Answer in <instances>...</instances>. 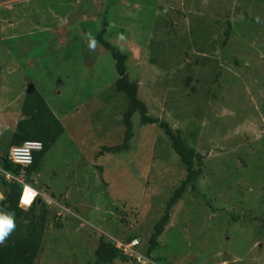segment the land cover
Instances as JSON below:
<instances>
[{
    "label": "rangeland",
    "instance_id": "374dc122",
    "mask_svg": "<svg viewBox=\"0 0 264 264\" xmlns=\"http://www.w3.org/2000/svg\"><path fill=\"white\" fill-rule=\"evenodd\" d=\"M105 19L149 115L205 155L150 264H264V0H0V159L29 81L65 127L32 176L57 213L38 263L88 264L100 234L146 242L187 174L160 124L138 112L129 148L103 151L123 143L128 105L114 59L87 40Z\"/></svg>",
    "mask_w": 264,
    "mask_h": 264
},
{
    "label": "trees",
    "instance_id": "16d2710c",
    "mask_svg": "<svg viewBox=\"0 0 264 264\" xmlns=\"http://www.w3.org/2000/svg\"><path fill=\"white\" fill-rule=\"evenodd\" d=\"M100 10H98V13H101ZM174 23L175 21L173 19L172 22H170V28L180 30L178 24ZM227 25L228 28L224 32L227 36L225 43H223L224 45L228 43L230 36L233 33L230 21H228ZM109 26L110 22L105 19L102 22L101 28L96 31L94 39L89 32L87 40L92 42L91 49H95V44H98L114 59L118 73L115 83L116 89L119 92L126 94L128 105L122 119L124 126L123 143L106 146L103 151L119 152L129 148V141L132 137L133 129L132 118L134 114L138 112L141 115L142 123L160 124V127L163 128L166 135L169 137L174 152L177 153L183 164L186 166L187 174L181 179L180 184L175 188L172 196L167 202L164 214L155 223L153 232L147 238L146 242H143V239L135 233L129 234L124 239H121V241L125 243L138 239L135 251L141 255V261H137L136 257H129L124 253L123 249L120 248L116 241L114 242V240L100 234L101 236L98 241V246L93 252L94 258L90 260L88 264H113L116 259L124 261L130 260L137 264H150L151 261L153 263L154 259H162V254L160 253V238L170 221V212L172 208L182 197H184L185 193L190 188L194 191L198 190L195 182L202 176V169L205 164L203 159L205 158V155L196 149L195 146H192L187 142L179 128L174 129L167 121L149 115V106L139 95V83L137 81H132L129 77V55L122 51L117 44L106 38ZM195 29L194 26H191L192 32H194ZM221 42L222 41H220V43ZM168 48L174 47L169 45ZM159 63L168 76L170 73L166 71L167 67L171 66V63L173 62L170 59H167L164 61L165 64H162L161 62ZM189 67L190 66H186V68ZM202 67L203 66H201V68ZM210 71L211 70L205 68L207 75H211ZM180 72L181 69L178 70L177 73H174L176 79L180 77ZM204 74L205 73H203V75ZM187 76L185 78L190 81L191 77H189V75ZM186 84H188V82H186ZM23 93L21 113L16 121V129L11 136L10 146L22 144L26 140H40L43 142V149L35 153L34 161L27 167L25 173V179L30 180L31 183H33L35 181L32 180V176L39 171L45 155L61 134L64 133L65 127L34 82L29 81L27 88ZM0 164L3 171H11L16 175L21 172V167L11 161L9 150L7 154L0 159ZM3 171H0V190L3 194V197L0 198V214L11 215L14 219L15 227L3 239V241H0V264H39L38 261L44 250L42 243L43 235L49 227L48 224L50 223V219H53V217L56 216V210L53 211L50 204L43 197H39V200H36L28 210L21 208L19 206V197L22 185L17 180H6ZM198 193L200 194L199 191ZM65 204L67 206L71 205L69 202H66ZM58 225H61V220L58 222Z\"/></svg>",
    "mask_w": 264,
    "mask_h": 264
},
{
    "label": "built area",
    "instance_id": "2783aa9c",
    "mask_svg": "<svg viewBox=\"0 0 264 264\" xmlns=\"http://www.w3.org/2000/svg\"><path fill=\"white\" fill-rule=\"evenodd\" d=\"M43 143L38 140H26L23 144L19 146H14L12 148V159L20 164H30L33 160V152L41 150ZM7 177L10 178L12 175L7 174ZM14 177V176H13ZM22 181L21 179H19ZM37 192L27 186L24 187L21 202L22 203H32L36 198ZM138 244V239H134L131 242L125 243L120 241L118 245L123 249L124 253L129 257H136L137 261H141L142 257L140 254L135 251V246Z\"/></svg>",
    "mask_w": 264,
    "mask_h": 264
},
{
    "label": "clouds",
    "instance_id": "9594fccd",
    "mask_svg": "<svg viewBox=\"0 0 264 264\" xmlns=\"http://www.w3.org/2000/svg\"><path fill=\"white\" fill-rule=\"evenodd\" d=\"M38 141H40V140H38ZM19 145H21V144L12 145V146L9 147L8 150H9V157H10L11 161L13 163H15L16 165H19L21 167L20 174L16 175L15 173H13L11 171H3V169H1V171L4 172V176H5L6 180H8V181L17 180L22 185L21 186L20 197H19V206L21 208L25 209V210H28L29 208L32 207V205L34 204V202L36 200H39V197H42V196L40 194L41 190L38 189V188H36L35 184H33L35 182L31 183L30 180H26L25 179V173H26L27 167L33 163L35 153L38 152V151H41L43 149V146L44 145L42 146V149L41 150H38V151H34L33 152V160H32V162L30 164H26V165L17 163V162H15L12 159V148L14 146H19ZM39 171H40V169H39ZM39 171H38V173H39ZM7 174L12 175V177L8 178L7 177ZM19 179H21L22 181H20ZM25 186H27L28 188H31V189H33V190H35L37 192L36 198L34 199V201L32 203H29V204L22 203L21 202V196H22V193H23V190H24V187ZM2 197H3V194H2ZM2 197H0V198H2ZM14 227H15V223H14V219H13V217L11 215H9V214H0V241H3V239L12 231V229H14Z\"/></svg>",
    "mask_w": 264,
    "mask_h": 264
},
{
    "label": "crops",
    "instance_id": "0c3cea01",
    "mask_svg": "<svg viewBox=\"0 0 264 264\" xmlns=\"http://www.w3.org/2000/svg\"><path fill=\"white\" fill-rule=\"evenodd\" d=\"M3 76H6V75L3 74ZM3 76H2V77H3ZM2 77H1V78H2ZM0 91H1V95H4V94L7 93V91L4 89V86H2V85H0Z\"/></svg>",
    "mask_w": 264,
    "mask_h": 264
},
{
    "label": "water",
    "instance_id": "95a60500",
    "mask_svg": "<svg viewBox=\"0 0 264 264\" xmlns=\"http://www.w3.org/2000/svg\"><path fill=\"white\" fill-rule=\"evenodd\" d=\"M0 197H2V193H1V191H0Z\"/></svg>",
    "mask_w": 264,
    "mask_h": 264
}]
</instances>
